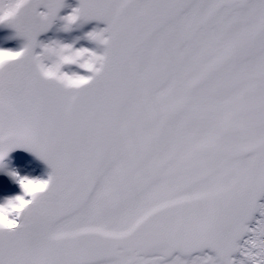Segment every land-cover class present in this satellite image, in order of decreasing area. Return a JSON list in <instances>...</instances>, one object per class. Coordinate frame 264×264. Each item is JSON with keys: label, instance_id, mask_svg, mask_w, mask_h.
I'll list each match as a JSON object with an SVG mask.
<instances>
[{"label": "snow or ice", "instance_id": "snow-or-ice-1", "mask_svg": "<svg viewBox=\"0 0 264 264\" xmlns=\"http://www.w3.org/2000/svg\"><path fill=\"white\" fill-rule=\"evenodd\" d=\"M0 29V264H264V0H0Z\"/></svg>", "mask_w": 264, "mask_h": 264}, {"label": "bare ground", "instance_id": "bare-ground-1", "mask_svg": "<svg viewBox=\"0 0 264 264\" xmlns=\"http://www.w3.org/2000/svg\"><path fill=\"white\" fill-rule=\"evenodd\" d=\"M66 3L72 7L76 6L78 4V0H66ZM71 10V7L65 8L64 10H62V14L67 13L68 11ZM99 25L100 27H104L105 24L102 21H91L87 24H85L83 27L81 28H75L70 32H65L62 30V22H58L57 25L48 33L44 34L41 39H49V38H57V39H62V40H66V41H72L74 40L76 37H83L84 33H86L87 31L91 30L93 27ZM11 30L10 29H0V36H4L5 33H10ZM11 44L16 45L19 44L20 41L19 40H12L10 41ZM79 44H89V42L86 39H81L79 41ZM28 155L29 158L30 155L29 154H25ZM18 163L20 161H17Z\"/></svg>", "mask_w": 264, "mask_h": 264}]
</instances>
